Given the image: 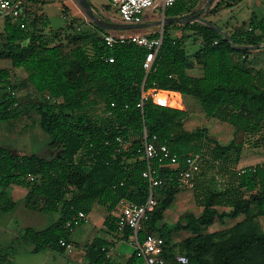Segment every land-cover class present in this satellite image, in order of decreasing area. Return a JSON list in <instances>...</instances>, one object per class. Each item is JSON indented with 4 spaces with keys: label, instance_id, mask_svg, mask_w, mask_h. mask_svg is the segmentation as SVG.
<instances>
[{
    "label": "trees",
    "instance_id": "16d2710c",
    "mask_svg": "<svg viewBox=\"0 0 264 264\" xmlns=\"http://www.w3.org/2000/svg\"><path fill=\"white\" fill-rule=\"evenodd\" d=\"M203 1L177 0L164 14L196 13ZM240 1L216 0L205 14H216ZM75 20L70 19L67 26L75 32H65L52 28L48 17L30 23L24 18L23 28L12 17L4 18L0 59L8 58L13 67L24 68L27 83L41 97L23 107L12 70L0 68V127L26 110L33 112L49 141L44 154L0 145V214L16 208L17 201L6 191L21 185L27 188L24 205L59 214L44 228H23L19 236L34 245L33 251L64 250L60 239L70 242L72 232L67 220L78 210L88 213L96 204L107 209L104 225L117 234L114 209L119 200L141 203L150 191L143 176L148 165L143 154L146 131L177 156L178 167H160L157 159L151 161L166 181L154 189L156 204L139 238L148 232L163 237V264H264V229L258 222L264 216V45L234 48L220 31L201 22H168L163 24L152 66L146 70V46L130 38L107 45L103 35L112 30L92 21L87 27L74 26ZM173 28L182 33H173ZM219 28L228 32L234 45L264 43V16L253 13L233 28ZM159 35L160 31L148 34ZM188 39L198 42L193 53L188 52ZM253 53L260 57H252ZM194 62L202 68L201 76L188 73ZM142 92L149 97L139 107ZM183 95L197 98L207 118L242 131L241 139L220 143L205 125L187 129L184 120L189 110ZM191 153L200 156L192 190L201 211L185 213L171 229L157 228L182 188L176 174ZM238 216L242 218L228 228L207 231L216 221ZM181 231L191 234L171 244L172 234ZM129 233L126 229L120 237L128 238ZM108 244L95 237L89 246L104 258ZM177 245L179 251H175ZM177 254L188 261H177ZM5 256L0 253V264ZM132 262L141 264V258L134 253Z\"/></svg>",
    "mask_w": 264,
    "mask_h": 264
},
{
    "label": "rangeland",
    "instance_id": "374dc122",
    "mask_svg": "<svg viewBox=\"0 0 264 264\" xmlns=\"http://www.w3.org/2000/svg\"><path fill=\"white\" fill-rule=\"evenodd\" d=\"M215 1L216 0H214L208 7L212 6ZM260 1L241 0L237 3V5L223 8L216 14L203 13L202 15L206 19L209 17L215 24L229 29L233 28L237 24H240L244 20H248ZM90 3L91 8L105 19L116 22L121 21L118 13L108 5L106 0H90ZM22 8L23 16L27 19L28 23H30L34 18L48 17L52 28L57 30L60 29L65 32H75L73 28L67 27L70 24V19L76 18L74 26L78 27H87L91 21L90 17L77 0H46V3H35L30 5H26V2H23ZM257 10L262 13L264 11L263 8H259ZM162 13V10L159 8H146L143 16L158 20L162 17ZM2 19L3 18L0 17V31L3 25ZM162 28L163 25H152L137 29L112 30L111 33L150 34L155 31H161ZM175 30L178 35L182 33L180 29ZM186 45L188 52L190 53H193L199 46L198 42H193L192 39H188ZM252 57H260V55L253 53ZM191 59L193 60V58ZM256 65L261 66V62H256ZM0 68H10L12 70V81L17 85L16 95L23 107H28L40 100L41 95L36 92L34 88L29 85V83H27V73L24 68L13 67L11 60L8 58L0 59ZM188 73L194 76H201L202 69L199 66H195L190 68ZM195 99L196 100H187V104L184 102L186 107L189 109L191 116V118L187 121L189 124L193 121V124L205 125L208 129L209 135L220 143H227L232 138L237 140L241 139L242 131L236 132L233 126L228 123L219 121L215 118H207L202 110L200 102L197 98ZM193 124L191 122L192 126ZM48 141L49 136L43 134L39 129L33 112L28 113L26 110H23L22 116L10 121L7 124L3 123L2 127H0V145L8 146L15 151L26 153L37 152L39 154H44L46 152ZM6 192L10 195L14 194L10 190V187ZM22 200L17 199V206L14 210L0 214V247L3 246L0 252L13 253V246H20L17 248L18 251H15L16 254L13 258V261L16 264H28L30 260L31 262H34V258L33 256H30L31 254H29L30 252L27 248V246L31 243L27 241H19L17 244L11 246V242L9 241L10 238L20 235L23 228L26 226H33L37 229L44 228L54 222L59 216L58 213L37 212L27 208ZM200 211L201 208L197 206L194 201L192 188L182 187L176 194L173 203L164 211L163 218L156 223V227L159 228L164 225V230L171 229L174 223L185 213L194 212L195 214H199ZM237 220V218L232 219L227 217L223 222L216 221L208 227L207 231L228 228ZM258 222L264 229V216L258 217ZM80 227L81 229L85 228L87 231H90L89 224H85ZM190 234L191 233L187 231H181L179 234L173 233L171 244H178L179 241L190 236ZM71 238L78 241V231L72 233ZM6 240L8 243H6V245H2ZM8 244L10 245L7 246ZM175 251H179V245L175 246Z\"/></svg>",
    "mask_w": 264,
    "mask_h": 264
},
{
    "label": "built area",
    "instance_id": "2783aa9c",
    "mask_svg": "<svg viewBox=\"0 0 264 264\" xmlns=\"http://www.w3.org/2000/svg\"><path fill=\"white\" fill-rule=\"evenodd\" d=\"M24 0H0V17H12L17 21L20 26L25 27V21L23 16V4ZM117 11L121 22L124 23H140L143 22V14L146 8L157 9L162 7L163 10L172 6L177 0H106ZM162 31V30H161ZM149 37L148 34L137 33H120L113 34L111 32L103 35L104 41L107 45H112L116 41L123 42L125 39L130 38L132 41L147 47L148 52L146 54L143 66L146 70H149L152 66L155 53L162 42V35ZM154 96L156 93L153 94ZM148 93L142 92L140 100L137 102V106L141 107L148 99ZM119 141L121 139L117 138ZM143 154L148 161L147 168L143 171V176L148 180L150 185L149 194L144 202L137 203L126 198L119 200L114 209V215L116 217V233L123 235L126 229L130 230L128 235L129 241L135 244V253L141 258V264H163L165 262L161 255L164 247V239L156 232H148L140 239L139 232L144 228V223L150 218L151 212L156 204V198L154 197V189L166 181V177L159 172V168L155 167L151 161L157 159L161 162L160 167L167 165H174V168L178 167V158L173 154L166 144L158 143L156 135L148 137L146 131H144L143 141ZM200 167L199 154L191 153L186 156V166L178 169L177 179L181 187H190L194 185V175L197 173ZM241 172L244 169L240 170ZM33 177L30 176V179ZM88 215L83 210H78L74 213L70 219L67 220V225L72 231L79 223L86 221ZM60 244L65 248H71L72 243L66 242L60 239ZM177 261L186 263L188 258L183 254L176 255Z\"/></svg>",
    "mask_w": 264,
    "mask_h": 264
},
{
    "label": "crops",
    "instance_id": "0c3cea01",
    "mask_svg": "<svg viewBox=\"0 0 264 264\" xmlns=\"http://www.w3.org/2000/svg\"><path fill=\"white\" fill-rule=\"evenodd\" d=\"M208 1L204 0L199 6V10L203 9L202 14L205 13L207 7L214 0H211L210 2ZM259 8L264 9V0H261L260 3L255 8V10L252 12V14L253 13L256 14L257 17H262L264 16V11L263 13L259 12L257 10ZM159 9L162 10L163 12L162 16L165 15L164 14L165 9L163 10L162 7H159ZM208 19L210 20L209 17ZM156 20L157 19H150L149 17L143 16V22H155ZM2 21H3V25H2V29L0 32H2L4 28V18L2 19ZM175 23L180 24L181 22H175ZM152 25H157V24H151L149 26H152ZM221 27H224V26H221ZM172 31L175 34L177 33V31L174 28ZM195 66H199V65L194 62L193 67ZM182 98H183V101L186 102V104H187V100H190V99L196 100L195 98L190 97L189 95H183ZM189 118H191L190 113H189V116L184 120V125L187 129H192L198 126V124H193V121H191L193 126L191 125V122L189 124L187 122ZM167 166H169L170 168L175 167L174 165H167ZM9 187L12 193H14L10 195L14 201H17V199L22 200L27 193V188L24 186L11 185ZM87 215H88V219L86 221L79 223L71 232V235H70V243H72L71 248H65L64 250H54L50 248H45L41 251L36 252V251H33L34 245L31 243L30 245L27 246V248L30 252L29 254H31L30 256H33L34 262H31L30 260L28 264H133L132 256L135 253L134 252L135 244L129 241V239L121 238L119 234L111 233L106 229L104 225V221H105L106 216L108 215L107 209L102 205L96 204L87 213ZM241 218L242 216L237 217L238 220ZM85 224H89L90 231H87L85 228L81 229L80 226H84ZM77 231H78V239H79L78 241L73 240L71 238L72 233L77 232ZM95 237H101L102 239L109 241V244L106 246V252H105L104 258L99 257V253L97 249H92L89 246V244ZM9 241L11 242L10 243L11 246L17 244L19 241L29 242L28 240H25L19 235L11 237ZM6 243H8L7 240L2 245H6ZM10 244H8L7 246H9ZM2 247H0V250ZM18 247L20 246H17V247L13 246V250H12L14 251L13 253H10V252H9L10 254L7 252L4 253L6 256H5L4 261L1 264H16L13 261V258H14V255L16 254L15 251L17 250ZM0 253H3V252H0Z\"/></svg>",
    "mask_w": 264,
    "mask_h": 264
},
{
    "label": "water",
    "instance_id": "95a60500",
    "mask_svg": "<svg viewBox=\"0 0 264 264\" xmlns=\"http://www.w3.org/2000/svg\"><path fill=\"white\" fill-rule=\"evenodd\" d=\"M80 5L84 8L85 12L87 13V15L90 17L91 21L104 29L107 30H128V29H137V28H142V27H147L151 24H157V25H163L165 23L168 22H201L203 24H206L218 31H220L224 37L227 39V41L234 47V48H254V47H259L264 45V43H260V44H256V45H250V46H246V45H234L232 38L230 37V35L228 34L227 31H225L224 29L219 28L218 25H216L215 23H213L212 21L206 19L205 17H203L202 11L203 9H200L199 11H197L196 13H192V14H186V15H181V16H174V17H169V16H165L163 15L160 19L156 20L155 22H140V23H124V22H116V21H111V20H107L104 17H102L101 15H99L98 13H96L90 6L88 0H78ZM211 0H209L208 2H210Z\"/></svg>",
    "mask_w": 264,
    "mask_h": 264
}]
</instances>
